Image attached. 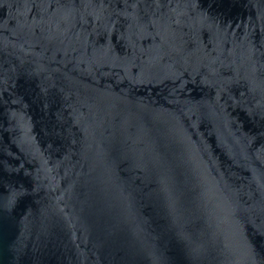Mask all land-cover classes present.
<instances>
[{"label": "water", "instance_id": "obj_1", "mask_svg": "<svg viewBox=\"0 0 264 264\" xmlns=\"http://www.w3.org/2000/svg\"><path fill=\"white\" fill-rule=\"evenodd\" d=\"M0 264H264V0H0Z\"/></svg>", "mask_w": 264, "mask_h": 264}]
</instances>
